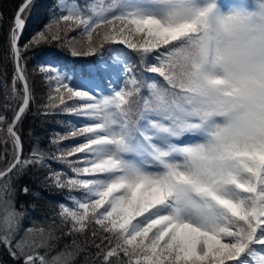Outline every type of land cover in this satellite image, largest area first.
<instances>
[{
  "label": "snow or ice",
  "instance_id": "snow-or-ice-1",
  "mask_svg": "<svg viewBox=\"0 0 264 264\" xmlns=\"http://www.w3.org/2000/svg\"><path fill=\"white\" fill-rule=\"evenodd\" d=\"M33 7L23 0L7 38V99L18 104L11 121L0 115V264H66L63 254L49 259L51 228L20 235L13 185L32 167L47 170L46 188L79 193L59 204L60 227L77 247L78 236L91 243L98 264H264V89L242 92L220 77L212 94L176 82L173 57L197 31V0H55L21 45ZM64 51L84 59L68 62ZM27 53H38L34 74L46 89L36 114L81 121L51 138V154L23 153L35 102Z\"/></svg>",
  "mask_w": 264,
  "mask_h": 264
},
{
  "label": "trees",
  "instance_id": "trees-1",
  "mask_svg": "<svg viewBox=\"0 0 264 264\" xmlns=\"http://www.w3.org/2000/svg\"><path fill=\"white\" fill-rule=\"evenodd\" d=\"M85 2L86 0H80L81 5ZM21 3H23V0H0V115H5L9 121H11L13 117L12 109L16 107L18 101H9L7 99L11 90L14 71L13 62L9 57L7 38L9 25L13 19L15 11ZM54 3L55 0H34V7L31 9V14L28 16L27 27L24 31L23 38L20 41L21 45H23L34 32L39 31L48 23L51 14L50 10ZM74 34L75 33H72L71 35ZM52 47L54 50L60 51L56 44H53ZM26 55L29 57L27 60V70L30 74V83H32L34 87L35 102L32 104L31 111L25 116L21 125L23 153L27 156L33 147H38L39 150L46 154H51L55 152L57 147L51 143V138L56 133L64 134L69 132L71 130V124L75 123L79 125L81 121L79 118L65 114L51 116H41L36 114L37 106L40 104L37 98V89L39 88L38 82H42L41 77L34 74L38 53H27ZM62 56L68 62H78L79 60L84 59L73 58L67 51H64ZM139 71H141V68L137 63V72ZM146 75L162 80L158 74ZM41 88L43 87H40V89ZM6 105L9 106L7 109ZM30 132L31 135H29ZM79 142H81L80 138L75 140L66 139L62 142L60 147L71 146ZM11 148L12 146L9 144L8 158H10ZM3 155L4 145L3 143H0V156ZM80 157V154H76L68 159L77 160ZM48 163L52 165L53 169L65 173L66 175L63 177L65 180L74 176V173H72L65 165L51 160H49ZM3 167V163H0V168ZM45 175H47L46 169L38 170L37 168L32 167L21 177L14 180L15 207L25 213L20 221V235H24V230L30 227H44L46 230L51 228L55 239L51 241L53 247L49 253L50 260L53 257L63 254V259H65L66 264H98L96 258L97 249L91 243L86 241L83 236H78L77 243L79 247H77V245L72 243V236L62 234L64 231H67V228L60 227V218L58 216L60 211L59 204L66 203L70 205V201L66 198L70 195L79 196V193H69L67 189L57 191L55 188H46L42 184ZM25 185L30 189L28 195H24L21 191ZM33 193H39V197L37 198ZM21 205H23V208ZM32 205H35V207L33 208ZM88 235L90 239L91 233ZM97 243H99V240H97Z\"/></svg>",
  "mask_w": 264,
  "mask_h": 264
},
{
  "label": "clouds",
  "instance_id": "clouds-1",
  "mask_svg": "<svg viewBox=\"0 0 264 264\" xmlns=\"http://www.w3.org/2000/svg\"><path fill=\"white\" fill-rule=\"evenodd\" d=\"M197 31L173 57L176 82L215 94L223 77L242 92L264 89V0H197Z\"/></svg>",
  "mask_w": 264,
  "mask_h": 264
},
{
  "label": "rangeland",
  "instance_id": "rangeland-1",
  "mask_svg": "<svg viewBox=\"0 0 264 264\" xmlns=\"http://www.w3.org/2000/svg\"><path fill=\"white\" fill-rule=\"evenodd\" d=\"M225 7H227V6H225ZM42 83H43V81L42 82H38V84H39V88L37 89V94H38V96H37V98H38V102L39 103H41V99H42V97L46 94V89H44V88H41L40 89V87H42ZM38 86V85H37ZM45 90V91H44ZM36 94V95H37ZM0 135H3V134H1L0 133ZM82 142V141H81ZM81 156H82V154H80Z\"/></svg>",
  "mask_w": 264,
  "mask_h": 264
}]
</instances>
